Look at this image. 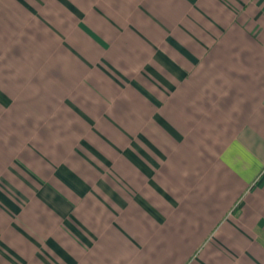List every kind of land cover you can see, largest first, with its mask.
<instances>
[{"label": "crops", "instance_id": "0c3cea01", "mask_svg": "<svg viewBox=\"0 0 264 264\" xmlns=\"http://www.w3.org/2000/svg\"><path fill=\"white\" fill-rule=\"evenodd\" d=\"M0 264H264V0H0Z\"/></svg>", "mask_w": 264, "mask_h": 264}]
</instances>
